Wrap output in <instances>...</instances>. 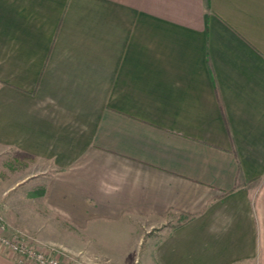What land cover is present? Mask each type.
Returning <instances> with one entry per match:
<instances>
[{
    "label": "crops",
    "instance_id": "crops-1",
    "mask_svg": "<svg viewBox=\"0 0 264 264\" xmlns=\"http://www.w3.org/2000/svg\"><path fill=\"white\" fill-rule=\"evenodd\" d=\"M0 217L111 263L264 264V0H0Z\"/></svg>",
    "mask_w": 264,
    "mask_h": 264
},
{
    "label": "rangeland",
    "instance_id": "rangeland-1",
    "mask_svg": "<svg viewBox=\"0 0 264 264\" xmlns=\"http://www.w3.org/2000/svg\"><path fill=\"white\" fill-rule=\"evenodd\" d=\"M1 218V217H0ZM182 217L176 213H169L164 217V220L172 225L175 224L176 222H178ZM6 224V223H5ZM7 226V224H6ZM7 228H9L7 226ZM11 232L16 233L18 236H20L24 242H26L28 245L39 248V249H43L46 250L47 252H50L52 255L57 256L59 259L66 261L68 260L69 264H75L77 262H80L82 264H89L90 260H94L96 261V259L100 260L103 259L104 261L103 264H155L154 262V258L151 257H145L143 254H141V250H140V254L139 255H135L133 257H131V260L129 261V263H111L109 262V259H105L103 257H93V256H89L88 254H84V253H78V251H72V247L74 244L73 240H66V241H60L58 239H52V240H42V239H32V238H28L21 232L14 230H10ZM47 235H50V233H47ZM53 235V234H52ZM56 236V235H54ZM150 238V239H149ZM146 241L147 243H151L153 244V239L152 237H146ZM66 242L68 245H66ZM76 261V262H75Z\"/></svg>",
    "mask_w": 264,
    "mask_h": 264
},
{
    "label": "built area",
    "instance_id": "built-area-1",
    "mask_svg": "<svg viewBox=\"0 0 264 264\" xmlns=\"http://www.w3.org/2000/svg\"><path fill=\"white\" fill-rule=\"evenodd\" d=\"M0 246L7 247L17 254L22 264H69L46 250L28 245L16 233L8 232L5 222L0 218Z\"/></svg>",
    "mask_w": 264,
    "mask_h": 264
},
{
    "label": "trees",
    "instance_id": "trees-1",
    "mask_svg": "<svg viewBox=\"0 0 264 264\" xmlns=\"http://www.w3.org/2000/svg\"><path fill=\"white\" fill-rule=\"evenodd\" d=\"M177 214L179 215V217L181 216L182 218L177 222L176 226L184 224L185 222H187L191 218L190 214H187L184 212H179Z\"/></svg>",
    "mask_w": 264,
    "mask_h": 264
}]
</instances>
